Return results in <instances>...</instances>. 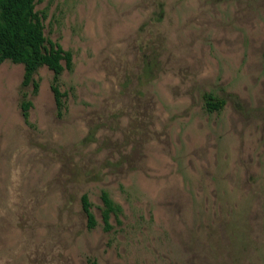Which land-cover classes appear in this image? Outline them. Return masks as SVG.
Returning a JSON list of instances; mask_svg holds the SVG:
<instances>
[{
	"label": "rangeland",
	"instance_id": "obj_1",
	"mask_svg": "<svg viewBox=\"0 0 264 264\" xmlns=\"http://www.w3.org/2000/svg\"><path fill=\"white\" fill-rule=\"evenodd\" d=\"M36 9L73 68L62 114L39 69L26 120L24 65H0V264H264V0Z\"/></svg>",
	"mask_w": 264,
	"mask_h": 264
},
{
	"label": "trees",
	"instance_id": "obj_2",
	"mask_svg": "<svg viewBox=\"0 0 264 264\" xmlns=\"http://www.w3.org/2000/svg\"><path fill=\"white\" fill-rule=\"evenodd\" d=\"M40 0H0V65L7 59L24 65L22 81L23 98L21 102L23 116L29 119L31 99L24 90L30 85L33 92H38L39 81L35 75L43 66L54 72L51 88L55 96L59 114L66 107V92L61 88V77L66 69L73 68V53L63 45L49 39L45 33L44 19L46 14L37 10ZM226 100L217 98L213 93L205 94V105L209 111L220 110ZM101 215L103 227L110 231L113 228L112 217H119L123 207L116 202L110 192L103 189L101 192ZM82 209L87 217V227L94 229L99 224L93 210V202L89 195L84 193L81 197ZM92 264H101L96 259Z\"/></svg>",
	"mask_w": 264,
	"mask_h": 264
}]
</instances>
